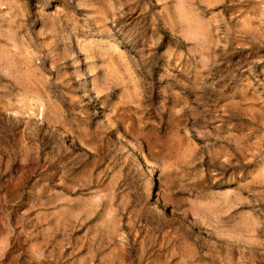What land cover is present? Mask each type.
<instances>
[{
  "label": "rangeland",
  "instance_id": "rangeland-1",
  "mask_svg": "<svg viewBox=\"0 0 264 264\" xmlns=\"http://www.w3.org/2000/svg\"><path fill=\"white\" fill-rule=\"evenodd\" d=\"M0 264H264V0H0Z\"/></svg>",
  "mask_w": 264,
  "mask_h": 264
}]
</instances>
